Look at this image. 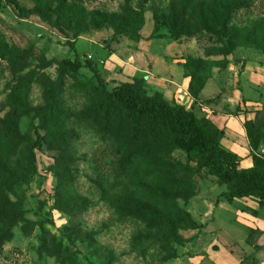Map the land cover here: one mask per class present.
<instances>
[{"label":"rangeland","instance_id":"1","mask_svg":"<svg viewBox=\"0 0 264 264\" xmlns=\"http://www.w3.org/2000/svg\"><path fill=\"white\" fill-rule=\"evenodd\" d=\"M11 1L61 3L0 4V264H212L221 248L242 255L264 206L228 201L227 184L179 148L149 138L120 145L135 126L121 125L123 113L97 96L88 68H74L69 42L110 91L134 83L199 119L227 116L237 143L248 139L247 157L262 164L264 0H66L61 27L55 14L27 16ZM52 103L58 109L42 129ZM129 151L116 179L112 156Z\"/></svg>","mask_w":264,"mask_h":264},{"label":"trees","instance_id":"2","mask_svg":"<svg viewBox=\"0 0 264 264\" xmlns=\"http://www.w3.org/2000/svg\"><path fill=\"white\" fill-rule=\"evenodd\" d=\"M2 1L0 0V4ZM11 2L16 4V1ZM65 2L66 0H61L60 5L54 9H42L39 6L25 9L17 4L16 6L22 14L27 16L37 13L41 18H50L55 14L57 16L56 23L61 27L60 7ZM230 8V6H226V20L231 17ZM69 44L75 52L74 68L76 70L82 67L88 68L94 74L98 84L97 96L114 110H118L121 114L123 113L121 125L125 126L132 123L131 126H135L132 137L126 136L120 145H130V148H133L139 142L146 141L149 138L150 143H155V146H160L161 149L165 147L179 148L189 156L197 157L202 166L209 168L219 178L220 182L227 184L228 192L225 197L228 201L251 198L257 200L261 207L264 206V162L260 164L258 162L260 160L254 157L252 167L240 170L238 156L221 147V140L225 136V131L220 129L214 122L197 118L192 111H188L183 105L173 106L165 100L146 97L139 93L134 83H125L110 91L95 64L91 61H86L83 64L74 43L69 42ZM230 51L231 49L228 48L226 53ZM193 79L192 76L190 90L196 97L198 93L195 90ZM65 83L66 78L61 73L55 84L60 87L65 85ZM57 109L56 104L52 103L50 105V111L43 116L42 129H50V123ZM147 127L152 129L153 135H150ZM105 129L112 136L119 133V125L110 126L106 124ZM160 132H162L161 136ZM44 142V136L37 132V140L34 143V147L41 149ZM125 149L122 148V150ZM125 152H123V155ZM123 155L118 152L112 156L115 160L112 163V172L116 179L125 176L131 152L129 151V154L125 155V157ZM118 157H122L119 163L117 162ZM31 159L32 167L36 172L37 157L34 151L31 152Z\"/></svg>","mask_w":264,"mask_h":264},{"label":"crops","instance_id":"3","mask_svg":"<svg viewBox=\"0 0 264 264\" xmlns=\"http://www.w3.org/2000/svg\"><path fill=\"white\" fill-rule=\"evenodd\" d=\"M212 121L222 130L225 131V136L221 140V147L228 152L234 153L238 156L240 165L239 168L244 167L248 169L253 166L252 158L247 154H250L248 139L241 137L242 144L237 143L238 139H235L236 136H233V129L231 128L232 124L228 121L227 116L223 114L213 115ZM229 127V128H228ZM232 131V132H231ZM231 134V135H230ZM247 145V146H245ZM243 146V147H240ZM243 169V170H244ZM258 202V201H257ZM259 204V203H258ZM260 206V205H259ZM256 209V208H255ZM254 215L252 218L255 223H251L252 236L247 242H243L241 246H247L243 251L241 249L242 255L237 254L236 252L225 253L224 250H218L211 252V255L208 257V263L212 264H264V214L263 219L256 217ZM249 230V229H248ZM202 264H206L203 262Z\"/></svg>","mask_w":264,"mask_h":264}]
</instances>
